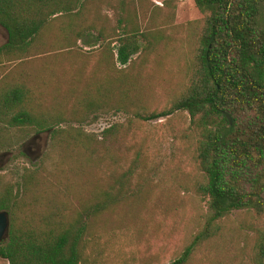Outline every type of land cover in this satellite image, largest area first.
<instances>
[{
    "label": "rangeland",
    "instance_id": "rangeland-1",
    "mask_svg": "<svg viewBox=\"0 0 264 264\" xmlns=\"http://www.w3.org/2000/svg\"><path fill=\"white\" fill-rule=\"evenodd\" d=\"M84 8V28L74 27L71 43L60 37L69 20L58 15L30 56L0 67V78L27 84L39 112L61 121L42 130L0 122V153L11 154L0 174L12 182L34 176L18 217L36 216L39 225L67 224L101 190L124 194L89 220L82 264H170L212 215L199 189L205 180L197 161L200 135L188 111L150 121L135 112L168 109L186 92L204 14L195 0H85ZM261 15L264 23V6ZM130 33L142 47L122 65L118 48ZM8 38L0 25V46ZM121 74L134 84L132 105L125 110L101 100L87 110L96 83ZM113 124L118 129L104 138ZM73 132L91 137L109 157L80 154ZM209 227L211 237L195 246L187 264H254L264 215L235 210Z\"/></svg>",
    "mask_w": 264,
    "mask_h": 264
},
{
    "label": "trees",
    "instance_id": "trees-1",
    "mask_svg": "<svg viewBox=\"0 0 264 264\" xmlns=\"http://www.w3.org/2000/svg\"><path fill=\"white\" fill-rule=\"evenodd\" d=\"M84 3L85 0H0V25L9 34L8 41L0 46V67L30 56L31 48L38 39H46L52 18L58 15L69 20L60 29V37L71 43L77 33L74 27L84 28ZM195 3L204 14V24L186 92L168 109L135 112L139 119L150 121L178 110L188 111L200 135L197 161L205 180L199 189L208 197L212 215L208 226L170 264H187L195 246L211 237L209 226L213 221L243 209L264 215V23L261 19L264 0H195ZM141 47L134 34H125L118 48L120 64L127 65ZM133 87L124 74L116 78L106 76L104 83L94 86L86 109L99 107L98 102L105 100L108 106L115 101L117 108L126 110L132 105ZM85 99H79L84 106ZM227 114L232 117V123ZM55 119L39 112L27 84H14L5 76L0 78V122L42 130L61 124ZM118 127L119 124H113L105 128L104 138L114 134ZM72 138L86 158L109 157L108 151L101 154L98 144L82 132H73ZM33 179L29 175L22 182H12L0 174V211L11 214L10 236L0 242V257L9 264H82L89 220L123 201L124 194L101 190L94 194L92 202L75 209L67 224L39 225L36 216L22 220L18 217ZM254 264H264V231L257 244Z\"/></svg>",
    "mask_w": 264,
    "mask_h": 264
},
{
    "label": "water",
    "instance_id": "water-1",
    "mask_svg": "<svg viewBox=\"0 0 264 264\" xmlns=\"http://www.w3.org/2000/svg\"><path fill=\"white\" fill-rule=\"evenodd\" d=\"M227 116L230 122L232 123V117L229 114H227ZM29 149L31 150V146L29 147ZM10 155L11 154L9 152L0 153V167L3 166L8 161ZM10 230H11L10 213L7 210H1L0 211V242L7 241L9 239Z\"/></svg>",
    "mask_w": 264,
    "mask_h": 264
},
{
    "label": "crops",
    "instance_id": "crops-1",
    "mask_svg": "<svg viewBox=\"0 0 264 264\" xmlns=\"http://www.w3.org/2000/svg\"><path fill=\"white\" fill-rule=\"evenodd\" d=\"M8 261V260H7ZM0 264H4V262L0 261ZM8 264H9V261H8Z\"/></svg>",
    "mask_w": 264,
    "mask_h": 264
}]
</instances>
